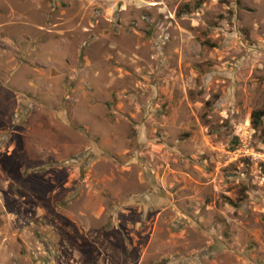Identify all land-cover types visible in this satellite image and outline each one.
Listing matches in <instances>:
<instances>
[{"label":"rangeland","instance_id":"374dc122","mask_svg":"<svg viewBox=\"0 0 264 264\" xmlns=\"http://www.w3.org/2000/svg\"><path fill=\"white\" fill-rule=\"evenodd\" d=\"M197 1L0 0V264H264V0Z\"/></svg>","mask_w":264,"mask_h":264},{"label":"trees","instance_id":"16d2710c","mask_svg":"<svg viewBox=\"0 0 264 264\" xmlns=\"http://www.w3.org/2000/svg\"><path fill=\"white\" fill-rule=\"evenodd\" d=\"M203 1H205V0H198L196 2V6L200 5ZM260 116H261L260 113H253L251 115V124H252V126L255 127L256 125H258Z\"/></svg>","mask_w":264,"mask_h":264}]
</instances>
